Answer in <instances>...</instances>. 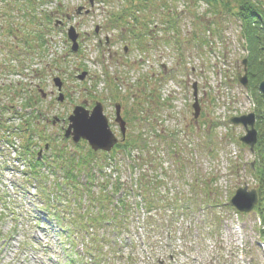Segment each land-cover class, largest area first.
Returning a JSON list of instances; mask_svg holds the SVG:
<instances>
[{"label": "rangeland", "instance_id": "1", "mask_svg": "<svg viewBox=\"0 0 264 264\" xmlns=\"http://www.w3.org/2000/svg\"><path fill=\"white\" fill-rule=\"evenodd\" d=\"M43 1L44 5L36 1L35 6H23L36 13L37 18L31 21L22 17L18 5L5 6L4 0H0V109L8 105L21 111L24 100L42 93L38 103L42 119L33 120L38 127L34 134L36 147L43 146L45 138L51 139L56 152L63 150L66 158L78 155L83 159L88 152L85 143L75 148L70 139L63 140L68 116L75 106L90 111L96 102L101 104L115 137L120 140L119 126L114 122L115 105H119L126 134L137 139V146L141 144L140 138L145 144L142 151L132 148L128 156L120 150L107 155L98 153L81 171L75 162L65 161V170L60 169L58 161L47 166L45 169L53 170L55 178L63 176L68 167H73L76 174L79 172L75 193L71 185L62 187L67 212L70 214L72 209L68 206L72 201L69 195L80 194V200L73 202L79 212L93 208L94 202L90 204L88 197L101 195L103 186L109 191L116 184L130 187L133 182L139 187L147 183L151 195L157 181L159 206L152 209L151 216L144 210L138 217L134 215L136 219L129 212L125 214L127 230L111 237L117 249L123 245L126 254H130L133 241L127 236L133 237L135 243H140L141 236L149 237L150 250L158 253L154 260L162 259L164 264H242L238 257L241 252L255 257L259 263L260 257L252 251L256 229H250L256 214L243 216L220 205L244 185H256L255 167L251 166L255 152L240 144L244 129L229 121L252 112L248 93L237 81L248 66L247 44L241 22L236 18L237 0L210 4L203 0ZM247 1L261 6L264 12V0ZM4 11L8 13L7 20ZM124 12L127 17L124 15L116 23L115 18ZM47 15L52 21L51 32L45 35L44 46L39 47L32 33L42 28L45 31ZM61 21L63 25L55 27ZM6 26H12L16 34H8ZM96 27L98 35L94 33ZM260 27L259 35L264 37L263 19ZM70 30L79 34L76 42L80 53L70 51ZM25 31L30 32L31 48L23 41ZM82 74L87 75L80 80ZM55 80L63 81L61 89ZM194 85L195 101L201 107L197 118L192 109ZM59 92L65 95L64 102H59ZM22 121L16 117L10 123L19 126ZM18 136L24 144L26 135ZM141 153L145 163L140 174L138 168L132 169V160ZM46 156L51 161L53 154ZM155 156L159 163L155 160L150 164L148 160ZM12 165L22 170L19 163ZM91 173L94 179L88 190L84 184ZM11 176H16L15 171L0 178V191L4 190L6 203L0 201V264H70L72 252L80 253V245H75L74 250L64 249L54 219L42 212L43 201L38 195L44 198L43 194L32 187L26 188L30 195L18 193ZM52 188L47 183L45 193H54ZM213 199L218 207L208 209L206 205ZM12 212L26 213L39 221V229L35 223L26 224L27 218L20 217L13 223ZM137 219L139 223L135 222ZM150 220L155 222L154 226L145 224ZM242 221L247 227L241 230L237 222ZM152 230L155 233L150 235ZM11 233L14 234L10 236ZM45 244L50 247L47 255L40 248ZM145 251L144 246L137 247L138 264H153L151 254ZM171 253L175 257L167 261L166 256Z\"/></svg>", "mask_w": 264, "mask_h": 264}, {"label": "trees", "instance_id": "2", "mask_svg": "<svg viewBox=\"0 0 264 264\" xmlns=\"http://www.w3.org/2000/svg\"><path fill=\"white\" fill-rule=\"evenodd\" d=\"M39 1L38 3H41V5H44L43 0H11V2H8L7 0H4L5 6L6 5H18L21 9V12H23L22 17L28 18L31 21H34L35 18H37V15L33 11H29V7L35 6V2ZM212 2L216 3V0H211ZM211 2V3H212ZM238 2V12L236 16L241 21V33L243 38L246 41L247 44V51H248V66H247V74L249 78V89L251 90V95L253 97V100L255 102L256 108H255V114H256V129L258 132V145H257V153L259 157V161L257 162L258 166V172H257V179H258V189L259 193L262 194V188L264 187V164H263V157H264V97L259 94L258 92V84L264 80V37L259 35V30H262L260 27V18L262 16L261 8L257 5H252L247 0H237ZM28 5L29 7L24 8L23 6ZM226 8H228L227 5H225ZM8 13L4 11V17L5 20L8 18ZM45 20L48 24H51L50 15H47L45 17ZM46 26V25H45ZM6 30L8 34L15 35V29L12 26H6ZM25 28V27H23ZM22 28V29H23ZM21 29V30H22ZM44 33V29L35 31V33H32L35 36V42L40 47L44 46V41L41 39L42 35ZM30 32L25 31V34L23 38L25 40V43L29 44V37ZM40 43V44H39ZM18 95V94H17ZM13 103V98L11 99ZM25 102L22 104L21 108L26 109L30 108L31 112L25 117V123H30L32 125L35 124V121H39L41 117V109L38 107V103L41 102V98L39 95H34L30 99L24 100ZM13 107V106H12ZM11 109V113L9 110ZM15 108H10L8 105L3 106L0 109V129L4 130V133L8 131L12 125H8L7 123L10 121V118L17 117L22 118V112H16ZM10 114L8 117H4V115ZM23 125L19 127V130H22ZM133 143H137L133 139ZM144 142L141 140L140 146H133L130 147L139 149L140 151L143 150L145 147ZM28 144V143H27ZM27 149V148H26ZM25 149V150H26ZM142 154L139 156V158H136L133 160V169L138 168L139 173L141 172L142 166H144L145 161L143 162V157H141ZM155 160L157 163H159V159L155 156L151 157L148 162L150 164H154ZM156 163V162H155ZM141 174V173H140ZM146 180V179H144ZM143 180V181H144ZM155 189L157 190L159 187V182H154ZM143 185V184H142ZM101 187V186H100ZM121 184H116L114 187H112L109 191H106V188L103 186L101 187V192H103L101 195L91 196L88 197L90 200L88 202H94V206L91 209H88L84 211L85 215H88L90 217V221L94 222V224L88 228L89 226L86 225H76L72 223V227L77 228L78 230H87L92 229V233L90 234V238L86 243V252L88 254V264H111L112 262L114 264H135L136 258L128 257L126 260L123 256L118 255L115 253V251L112 250V248H115V246L111 243L109 238L105 236H100L97 234V229L104 228L105 230L107 228H111L113 230H118L123 226V216L126 212H132L133 206L131 202L129 201L131 194L129 191L124 190L123 194L119 199L115 200L116 194L122 189ZM105 190V192H104ZM147 191V183H145L143 186H137V189H135V195H136V202H135V208L136 211H138L141 208L145 209V212L148 215H152V209L155 206H159V195L158 191ZM105 194V195H104ZM93 205V204H92ZM157 211V210H155ZM91 212V213H90ZM83 214V215H84ZM109 218L111 221L110 225L111 227L107 226H101L100 220ZM158 222V221H157ZM159 223V222H158ZM147 226H154L155 222L153 220L145 222ZM167 228V227H166ZM148 228L146 227V230ZM155 230H152L149 234H154ZM103 234H107L104 232ZM149 238V237H148ZM146 240V244L149 245V240ZM158 243V242H157ZM121 254V253H120Z\"/></svg>", "mask_w": 264, "mask_h": 264}, {"label": "water", "instance_id": "3", "mask_svg": "<svg viewBox=\"0 0 264 264\" xmlns=\"http://www.w3.org/2000/svg\"><path fill=\"white\" fill-rule=\"evenodd\" d=\"M81 9L77 10L79 13ZM69 39L72 41L73 46L72 50L75 52L77 50V35L74 34L72 30L69 31ZM245 65V62H243ZM82 74L80 76V80L83 79ZM56 86L61 89V82L60 80L54 81ZM240 82L246 86L247 84V74L246 69L244 68V76L240 78ZM194 90V97L196 100V87L193 86ZM260 90L264 94V82L260 85ZM62 100V96L59 97V101ZM119 105L115 106L116 110V122L119 124L121 129V134L124 135L125 133V123L121 119L119 115ZM194 109V117L197 118L199 115V106L195 101L193 105ZM70 125L66 131L65 136L68 137L72 135V138L75 142L79 139L86 140L88 144L91 146L93 150H103L109 152L112 147L117 143V140L114 138L113 134L111 133L108 121L106 117L103 115L102 106L99 103H96L95 107L92 109L91 112L83 109L82 107H76L73 111V114L69 117ZM231 123L234 125H242L245 130V135L240 138V142L245 144L250 148L252 151L254 146L257 142V132L255 130V115L253 113L241 116V117H234L231 119ZM257 195L256 191L252 190L247 192V189H239L236 192V195L232 198L231 204L240 212H249L256 204Z\"/></svg>", "mask_w": 264, "mask_h": 264}]
</instances>
